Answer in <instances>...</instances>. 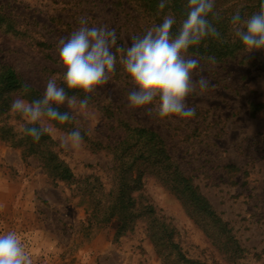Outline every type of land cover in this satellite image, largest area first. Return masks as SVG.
<instances>
[{
    "label": "rangeland",
    "instance_id": "rangeland-1",
    "mask_svg": "<svg viewBox=\"0 0 264 264\" xmlns=\"http://www.w3.org/2000/svg\"><path fill=\"white\" fill-rule=\"evenodd\" d=\"M0 13L7 16L0 24V66L12 68L42 96L49 77L62 86L65 69L57 43L79 27L80 17H87L89 26L114 29L125 48L132 36L156 25L131 0H0ZM7 24L17 34L5 31ZM190 55L201 59L200 75L210 84L206 92L187 98L195 108L192 118L161 119L155 109L147 114L130 108L127 94L135 85L119 63L108 84L87 95L81 91L71 108L59 106L69 114L66 127L43 118L55 126L50 149L69 168L72 182L52 180L37 159L24 158L20 149L0 141V230L19 234L33 264H166L149 238L153 217L173 231L172 241L187 259L264 264V112L250 113L251 104L264 105V49L241 48L214 62ZM17 96L12 94L11 101ZM82 99L90 103L88 118L78 110ZM124 124L162 138L172 160L227 224L242 250L239 259H228L224 241L199 226L153 175L144 176L132 192L131 211L137 218L126 230L118 234L115 220L103 221L97 199L83 193V179L91 177L93 184L97 179L104 191L111 187L113 148L127 136ZM77 129L87 133L84 146L61 147L60 138ZM145 206L152 207L153 215Z\"/></svg>",
    "mask_w": 264,
    "mask_h": 264
},
{
    "label": "clouds",
    "instance_id": "clouds-1",
    "mask_svg": "<svg viewBox=\"0 0 264 264\" xmlns=\"http://www.w3.org/2000/svg\"><path fill=\"white\" fill-rule=\"evenodd\" d=\"M215 5L216 0H187L186 14L175 34L172 29L177 25V17L168 13L162 23L148 28L143 35L132 36L128 47H116L115 51L114 29L107 25L89 26L87 17H80L79 27L57 43L60 64L65 69L63 86H58L57 78L52 76L46 82L42 99L24 98L29 92L28 84L13 99L11 110L24 121L21 131L34 142H39L43 135L51 136L55 126L43 123L44 117L61 125L70 120L67 112L61 113L52 105L71 108L77 103L76 97L68 96L65 88L80 90L86 95L93 93L109 83L117 63L135 85L127 94L130 108L145 109L147 114L155 109L161 119L194 117L195 108L189 106L187 98L197 91L206 92L210 84L200 75L201 59L190 55V49L198 48L208 38L221 44L227 42L212 22L219 19ZM167 6L166 0H160L158 9L163 11ZM230 24L232 43L239 41L248 52L264 49V2L246 18L237 9L230 17ZM208 60L214 62L212 57ZM89 104L88 99L79 101L78 110L84 118L90 116ZM86 134L77 129L64 135L60 138L61 147L82 148ZM0 264H33L16 231L0 230Z\"/></svg>",
    "mask_w": 264,
    "mask_h": 264
},
{
    "label": "trees",
    "instance_id": "trees-1",
    "mask_svg": "<svg viewBox=\"0 0 264 264\" xmlns=\"http://www.w3.org/2000/svg\"><path fill=\"white\" fill-rule=\"evenodd\" d=\"M142 7L153 22L158 25L162 23L163 16L172 13L177 17V25L172 29L173 33L179 27V21L184 18L187 8V0H166L167 7L161 11L158 9L160 0H131ZM264 0H216L215 11L219 19L213 20L214 26L221 32L226 43H219L211 38L202 41L198 48L190 49V54L214 58V61L227 57H233L243 46L237 41L232 43V27L230 24L231 15L240 9L242 18H246L257 12ZM7 16L0 13V24ZM211 19V17L209 18ZM178 26V27H177ZM5 31L17 34L16 28L7 24ZM119 46L123 47L122 41L117 40ZM117 47V46H116ZM26 84L15 71L7 66H0V141L11 148L20 149L24 158L33 157L37 159L43 169L51 176L52 180L61 182L74 181L69 168L51 151L53 143L50 135H43L39 142H34L29 136L21 131V124L24 123L21 116L11 110L12 94L21 95L22 87ZM63 86V85H62ZM68 96H77L80 90L69 91L65 88ZM31 101L42 99V95L33 88L24 96ZM61 113L64 109L52 105ZM264 112V105L251 104L250 113ZM47 118V117H46ZM55 126L64 128L66 124H59L51 121ZM32 127V125H28ZM39 128L38 125H36ZM127 136L117 146L112 153V185L104 191L97 179H93L96 184L89 180L91 177L83 179L84 194L88 199H97V213H102L104 222L115 220L117 222V232L129 227L136 215L132 213L135 200L132 192L140 188L141 180L146 175H153L162 186L175 193L181 200L187 214L192 218L195 216L199 226L211 231L216 239H221L224 246L228 248L226 257L235 262L241 257L242 250L230 235L227 224L216 216L209 201L201 194L198 186L194 185L192 179L186 176L180 169L170 154L167 152L162 138L154 131L144 127H131L127 124L123 126ZM94 202V201H93ZM149 215H153L150 206L143 207ZM137 218V216H136ZM150 239L155 248L159 249L161 260L166 264H204L196 260H190L183 256L178 249V245L172 241V230L161 219L150 220L147 226ZM228 255V256H227Z\"/></svg>",
    "mask_w": 264,
    "mask_h": 264
}]
</instances>
